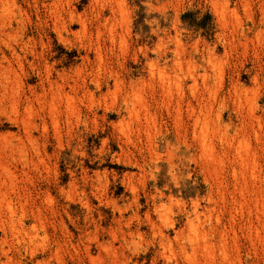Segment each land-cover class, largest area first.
Here are the masks:
<instances>
[{"label":"rangeland","instance_id":"rangeland-1","mask_svg":"<svg viewBox=\"0 0 264 264\" xmlns=\"http://www.w3.org/2000/svg\"><path fill=\"white\" fill-rule=\"evenodd\" d=\"M94 3L0 0V264H264V0ZM105 19L113 38L110 30L97 29ZM175 38L183 45L185 68L195 73L188 86L198 81L196 99L188 89V101L203 102L211 123L220 126L212 135L214 158L200 156L197 146L192 160L175 159L177 180L167 164L156 170L143 134L132 129L128 142L118 133L126 112L111 96L107 107L90 109L87 101L79 104L82 93H70L84 115L97 113V125L63 116L55 130L44 93L48 71L59 83L62 74L77 78L82 58L89 54L93 62L91 47L99 44L107 69L116 66L136 80L146 72L143 54L163 66ZM135 56L143 62L132 63ZM155 102L156 139L166 159L162 136L176 140V127ZM240 142L248 147L245 164L237 153ZM161 193L179 203L166 212L170 224L154 209ZM194 200L210 206L212 225L219 220L225 232L208 236L211 255L187 224L183 210ZM10 207L15 215L8 214ZM160 231L169 246L161 244Z\"/></svg>","mask_w":264,"mask_h":264},{"label":"bare ground","instance_id":"bare-ground-1","mask_svg":"<svg viewBox=\"0 0 264 264\" xmlns=\"http://www.w3.org/2000/svg\"><path fill=\"white\" fill-rule=\"evenodd\" d=\"M99 1L100 0H92L93 3L95 2L94 4H97V2H99ZM226 3H228V1ZM92 6H94V5H92ZM2 9H4V8H2ZM223 9H224V7H223ZM224 13H225V11H223V14ZM70 18L72 21H74L75 19H77L78 21H81L83 23L82 26L85 27V21H82L81 19H79L78 16H75L73 13H71ZM96 20H98V19H96ZM103 22L102 23L98 22L99 25H98L97 29H99V27H102L103 29L110 30L111 38H113L112 26L107 28L109 25V20L105 19V20H103ZM175 39H177V40H174V41H176V45H175L174 49L172 50L173 55L171 53L172 57L170 59H168L167 57L164 58V60H166V61L163 64V66H160V64H159L161 61H158V60L154 61L155 58L154 59L152 58L153 60H150V58L148 59V57H147L148 52H145V54H143L144 58H145L144 63H142L143 61L141 62V60L138 58V56H135L132 63L137 65V64H140V62H141L144 66L145 71H146L145 75L143 73H142L143 75L141 73H139V74H141V76L136 77V78H138L136 80L132 79L131 77H127V76H126L127 78L123 77V75H121L120 72L115 70L114 67H116V66L110 67V65H109V68L107 69L108 64L104 58L106 56H103V54L101 53V48H100L99 44L96 47L94 46L95 48L93 46L91 47L92 50L96 54L93 62H91V59L89 58V54H86L85 57L82 58V61H83L82 66L78 70L76 69L77 70L76 71L77 72L76 73L77 78L68 77L66 74H62V75H60L61 83H59L58 81L52 80V72L48 71L47 77H46V85L44 88V93H45V97L47 99V103L52 107V108L50 107L51 108L50 113L52 114V121H53V125L55 127V130L58 132L59 125L61 122V118L63 116L67 120L75 118V119H77V121L83 122L84 124H87V125L89 122L96 124L97 119H98L97 113L95 111L92 112V110H91V112H90L91 116H89L88 112L86 110L87 115H84L83 112L78 110L79 106L77 107V105H78L76 102L77 99L79 100V104L87 101V103L89 104V108L93 109L94 106L97 107L103 103L107 107L108 103L106 104V99L111 96L114 101L119 100L123 103L124 110L126 112V116H125L126 118L120 117L121 120L120 119H119L120 121L118 120V122H119L118 123L119 124L118 125V130H119L118 133L121 132V133L125 134V135H123L124 137L127 135L126 137H129V138H127L128 142L130 139V135L132 133V129L135 128L136 131H134V132H137L138 135L143 134L145 139H146V149H144V151H145V153L147 152L148 157H149L147 159H149V161H151L152 165H154L156 170L159 171V170L164 169L163 165L167 164L168 168H169L168 174L171 176V178H173L174 180H177L178 175L181 174V171L177 170L179 168V166L175 165L176 164L175 159L177 158V156H179L180 159L191 158V160H192V158H194L196 156V152L195 153L192 152V153H194V154H192L191 151L197 150V148H196L197 146H198V149L201 150L200 156H205V157L209 156V151L213 152L212 150H215V148L213 149L214 144L212 145V137H213L212 135H215V133H216L215 128L217 127L218 124L215 125V123L214 124H212L213 122L211 123V121L209 120V115H208L209 110H207V107L205 106V104H203V102L198 101V99H197V102H196L197 105L195 106V104L193 105V104H191L190 101H188V99H189V98H187L188 89L190 91H193L192 94L196 93V88L198 87L197 86L198 81H197V79L196 80L192 79L191 81H193V83L191 82V85L188 86L189 80L191 79V77L194 76L193 75L194 72L192 73V71H191L193 69V67L191 70L189 68L188 69L185 68V65H184L185 63L183 62V57L185 55L183 57L181 56L182 55L181 52L183 50L182 49L183 45L180 44V42L177 43L178 41H180V40H178V38H175ZM90 44H92V43H90ZM166 44H167V42H166ZM180 45H182V47ZM166 47H164V49ZM88 48L90 49V47H88ZM167 49H169V48H167ZM184 49H186V48L184 47ZM149 50H151V48H149ZM169 50H171V49H169ZM89 51L90 50H88V52ZM145 51H147V50H145ZM142 52H144V51H142ZM186 52H187V50H186ZM164 53H165V51H164ZM185 54L187 55V53H185ZM117 60L118 59H116V63H117ZM111 61L112 60L110 59V62ZM123 61H125V60H123ZM121 62H118V63L120 64ZM162 62H163V59H162ZM124 63H122L123 67H124ZM187 64H188V62H187ZM124 70L126 71V69H124ZM129 70H130V68H129ZM66 87L70 89L69 93H66ZM198 90L200 91V89H198ZM72 92L76 96L79 93H82L81 98H77L75 96L72 97V95H70V93H72ZM148 95L151 96L152 100L149 101L148 98H150V96L148 97ZM78 96H80V95H78ZM192 97L195 98V94ZM200 97H202V96H200ZM201 99H203V98H201ZM153 100L156 101L155 103L158 104L160 109L162 108L161 106H163V108L166 109V112H168V113H166V112L165 113L167 115L169 114V117L171 116L170 114H172L173 121H174V124L176 127V128L174 127L176 129V131H175L176 132V135H175L176 140L173 138H170L166 135L162 136L163 137L162 142L164 144L163 148H166V150H165L166 151L165 152L166 153V159L165 158L163 159L162 153H160L161 146L158 144L157 139H156L157 138V133H156V129H157L156 128V124H157L156 120L157 119L155 118V114L154 113L152 114L151 108L153 105L150 104V102L151 101L153 102ZM87 103H86V105H87ZM110 103H112V102L110 101ZM157 104H155V105L157 106ZM83 105H85V104H83ZM62 107L65 110V115H63L61 112ZM85 108H86V106H85ZM89 108L87 107V109H89ZM206 111H208L207 112L208 114H205ZM116 112L118 113L117 110H116ZM161 113H162V111H161ZM122 115H124V114H122ZM105 117H106V115H105ZM186 118L188 119V121H185ZM167 121H166V123H167ZM170 122H172V121H170ZM92 123H91V125H92ZM134 124L136 125L135 127L133 126ZM171 124L173 125V123H171ZM116 126H117V123L115 125V128H116ZM157 127H159V126H157ZM153 130L155 132H153ZM218 130L219 129H217V131ZM161 131H162V126H161ZM138 135L136 137H138ZM216 136H217V138H219L218 134ZM216 136H215V138H216ZM221 136H224V135L222 134ZM226 136H224V137H226ZM142 137H141V139H142ZM228 137L225 139H228ZM217 138H216V140H218ZM145 139H143L142 141H144ZM229 139H228V142H229ZM219 140H221V139H219ZM131 144L134 145L135 143L134 144L131 143ZM244 144H241V142H240L239 146H238L239 149H237L238 157L240 158V161L242 164L245 162V160L243 158L245 156L244 154L247 153L246 155H248L247 143H244ZM181 145L185 146V149H182L183 147ZM230 145H231V147L234 146V144H233V146H232V144H230ZM138 148H139V146H138ZM210 157H213V155L209 156V158ZM219 160L220 159L214 160V161H219ZM193 161H195V160H193ZM212 161H213V159H212ZM220 162H221V160H220ZM146 165H147V163H144V166H142V168H140V169H142L144 171V167H146ZM144 172H146V170ZM236 172H237L236 169H233V174H234L235 178L237 176ZM236 182H237V180H236ZM242 184L244 186V182ZM238 186H239V184H238ZM245 186H247V185H245ZM240 187H241V185H240ZM240 187H238V189H240ZM234 188H235V186H234ZM238 189L235 188L234 190L236 191ZM243 189H244V191H246L247 187L246 188L244 187ZM239 191L242 192L243 190L241 191V189H240ZM164 196H166L165 193H163V194L161 193V199L154 202V209H155L156 213H158V214H161L163 212V216H164V217H162L163 221L166 224H170V220H169V217L167 216L166 212H171V206L176 205L178 203V201L176 200V198L173 197V195H169L167 200H164V198H162ZM233 203L238 204L239 201L237 202L236 200H233ZM7 205H9V204H7ZM240 206H241V204H240ZM240 208H242V207H240ZM9 210L10 211H8V214L11 213V214L15 215L14 210L11 209V207L9 208ZM234 210H236V209H234ZM242 210H245V209H243V208L240 209V211H242ZM183 211H184L185 215L187 216V224L189 226L193 227L195 230L199 231L200 236H201L200 237L201 242H202L201 244L203 245V246L201 245V247H203L206 250V252L209 255H211L209 246L211 247L212 244H208V241H207L208 236H211V235H214L217 233L222 237V236H224V233H225L224 231L220 230L219 220L216 221L217 225H212L213 215H212V212H211L212 210L210 209V206L208 204L203 205L198 200H194L191 203L190 208L184 209ZM245 212H246V210H245ZM12 223H11V225H12ZM13 229H14V227H13ZM160 235H161V244L164 247L169 246L170 242L167 239V237L164 235L163 231H160ZM198 244H200V243H198Z\"/></svg>","mask_w":264,"mask_h":264}]
</instances>
